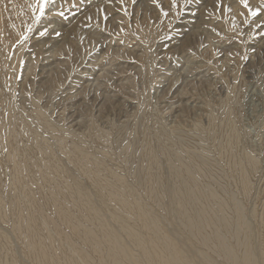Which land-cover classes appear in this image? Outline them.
I'll return each instance as SVG.
<instances>
[{"label":"bare ground","instance_id":"bare-ground-1","mask_svg":"<svg viewBox=\"0 0 264 264\" xmlns=\"http://www.w3.org/2000/svg\"><path fill=\"white\" fill-rule=\"evenodd\" d=\"M69 1L41 22L44 36L60 33L58 40L37 44L44 36H32L40 23L36 0H0V264L263 263L264 249L256 253L252 225L230 192L234 187L248 202L260 167L243 151L235 126L210 120L209 131L219 137L211 142L213 155L193 135L169 128L164 110L149 113L156 83L169 81V92L180 80L176 74L158 81V70L148 79L166 47L150 30L159 16L149 17L143 0L134 28L114 5L66 18L75 3ZM100 10L107 25L104 17L98 22ZM89 22L116 29L127 45L100 51L93 61V49L107 39ZM110 53L127 63L104 62ZM126 70L132 75L123 79Z\"/></svg>","mask_w":264,"mask_h":264},{"label":"rangeland","instance_id":"rangeland-1","mask_svg":"<svg viewBox=\"0 0 264 264\" xmlns=\"http://www.w3.org/2000/svg\"><path fill=\"white\" fill-rule=\"evenodd\" d=\"M72 1H74L75 3L70 5L69 6L70 9H67L65 11L67 13L66 18H69L70 16L76 17L80 12L81 14H83L85 12L84 10L85 8L86 9L88 8L87 10H90L94 6L97 7L104 5L103 9L106 8L107 10L109 7L114 5V8H116L115 9L116 16L118 15L126 16L129 20L131 27L134 28L133 23L134 20L136 19L135 16L136 11L137 9H139L138 6H140L143 0H72ZM69 2H70L69 0H53V2L48 5L45 15L41 18L40 23H38V27L34 30L32 36L34 35L33 37H37L43 31L40 28L45 24L41 22L46 18L47 12L53 11V9L59 10V8H57L58 6L68 5ZM144 2L149 6L148 7L149 17L154 15L159 16V21L155 26H151L150 30H152L153 28V30L155 31L154 32L155 34L154 33L153 34L159 35L157 37L159 46L166 45L167 47V48L164 47L158 51V54L160 53L161 55L159 54V57L157 55L155 67L153 70L151 69V73L148 75L149 76L148 79L151 80L154 78L155 70H158L156 71V75L159 77L158 81H160V79H165V78L166 79L169 78V80H171L175 77L173 75L180 74V80L178 81L179 83L177 82L176 85H174V88H172V90H170L169 92L167 90L168 86H166L169 84V81H165V82L162 81L156 83L155 88L153 90L154 92H152V101L150 104L151 107H149L148 109L150 111L149 113L154 116L155 113L157 115L162 113L164 110L165 115L164 114L163 115L165 117H167L168 114H170L169 115L170 119L167 118V125L169 128L174 126L175 124L176 125L175 129L183 130L189 136L193 135L194 137L192 136V138L197 140L199 143H201L199 149H201L205 153H210L213 155H216L217 152L211 142L214 140V138L218 139L219 137L216 136L217 133L215 132L216 130L209 131L210 120H214L216 125L220 127L222 125V122L224 124L230 121L235 126L238 135L240 134L239 137L241 136L240 142L242 149L244 148L243 151H246L248 154L253 156L256 159V161L259 162L258 164L260 167L257 177L254 180V193H253L254 196L248 200L249 203L245 201V199L240 195V193L234 187L230 188L232 189L230 190V192H232L231 194H233V197L235 198L236 202L237 201L239 202L238 203L239 206L241 207L243 205V208L241 209H243V215H245L244 218L247 224L249 225V227L252 225V227H250L251 229L250 231L252 233L251 234L252 236L254 234L252 240H253V245L256 246V247L254 246V248L255 249L257 248L255 251L256 253L257 252L260 253L264 249V247H261L264 245V216H263L264 204L261 205L262 203H264L263 201L264 200V191H263L264 164L262 163L264 161V125H263L264 124V0H256V1L248 0L249 5L253 10L257 8L261 10V14L256 17H253L250 14V12L244 8V6L240 3V0H191V2H187V0H176L175 3H173V0H160V1L144 0ZM77 3H79V5L81 6H78ZM79 8H81V10ZM144 12H145L144 10H141L139 12V16L137 18L139 21L144 20L143 19ZM96 15L99 20L98 22L104 19V18L102 19V17H105L104 12L101 10L97 12ZM54 20H58V19L55 18ZM109 20L110 19L107 20L104 19L103 20L104 22L102 21V23L104 24L106 22L105 24L107 25V22ZM118 22L119 24L121 23L120 21ZM89 23L91 24L92 28L93 27L97 28L96 32H99V30H101V33H104L103 35L107 39L105 40L106 42H104V46H101L102 43H100L97 44L96 49L95 48L93 49L92 54L96 56V58L93 59V61L96 62L97 59L100 60L103 57V54L100 51L104 52L107 49L113 50L116 47V44L118 43L119 45H127V43L124 42V39H122V36L116 34L117 32L116 29L114 31H111L110 27L107 26L99 27L93 25V23L91 22ZM84 26L86 27L88 26V24L87 25L85 24ZM62 27L63 25H61V28ZM67 27L68 25L67 26L64 25L63 28H67ZM165 27L168 32H172V33L162 34V31L165 29ZM91 34L97 39L98 38L102 39L100 35H98V33L92 32ZM58 38L56 37V35L53 34L51 36L50 35L44 36L38 39L39 42H37V44L42 41L49 42L56 39L58 40ZM111 40L113 41V43H111ZM193 44H196L197 46ZM223 45L225 46L223 47ZM86 47L88 46L86 45ZM194 47H196V51L193 50ZM82 49H83V53H85L86 51L83 45H82ZM107 60L109 62H111L112 60L113 61L117 60V61H121V63H127L125 62L127 61V59L124 58L118 59V57H116L115 54L113 53H110L106 57L104 62H106ZM132 63L133 62H131V66L134 65V63L133 65ZM164 63H165L164 68H162ZM198 66L199 69L198 68L196 69V67ZM200 66H203V68L202 67L200 68ZM108 67L109 66H107L106 68ZM184 71H188L190 75L188 74V76L182 79V76L184 75ZM125 72L126 73H124L123 76H121L123 79L124 78L127 79V77H131L132 73L130 71L126 70ZM115 81L116 83H120V80H118V78ZM104 82L105 81H103V83ZM180 88H182L183 90ZM189 89L191 90V93ZM180 92L183 94V96H181ZM192 92H194V94L196 95H194ZM200 92L202 95L200 94ZM205 98L207 101L205 100ZM207 102H209V104ZM130 105L131 106L129 112L130 114L131 113L134 114L133 112L135 110L134 107H137V104L131 103ZM191 109H193V111ZM195 110H197V112H195ZM203 114L205 115V117L203 116ZM210 114L211 117L209 119L208 116H210ZM230 114H232V116ZM164 116L163 118H165ZM192 117L194 119H192ZM177 118L180 119L181 121L178 122ZM186 119H188L189 122ZM180 126L183 128H181ZM240 130L242 134L240 133ZM210 136H212L213 139ZM206 149L210 151L208 152V150ZM253 150L255 151V154ZM251 151L253 153H251ZM116 153L119 154L120 151L118 150V152ZM258 179H260V182ZM258 182L262 184H258ZM251 202H253L252 205ZM255 205L257 209L255 208ZM245 208H247V210ZM249 214L251 215V217ZM257 214L260 215L261 218H259ZM173 217L174 216L170 215V219L174 220L173 225H175V227L173 226V229L174 228L177 229L179 223L175 221L177 220L176 217L174 219ZM259 244H261V246ZM261 263L262 261H260V264Z\"/></svg>","mask_w":264,"mask_h":264},{"label":"snow or ice","instance_id":"snow-or-ice-1","mask_svg":"<svg viewBox=\"0 0 264 264\" xmlns=\"http://www.w3.org/2000/svg\"><path fill=\"white\" fill-rule=\"evenodd\" d=\"M52 2H53V0H36V8H34V11H38V15H36V17H35L36 21L41 20V18L46 13V9H47L48 5ZM175 2H176V0H173V3H175ZM187 2H191V0H187ZM240 3L244 6L245 9H247L250 12V14L253 17L259 16L261 14V10L259 8L253 10L250 7L248 0H240ZM165 14H167V13H165ZM59 15L61 17H63L64 13L60 12ZM104 19L105 20L108 19L107 15H105ZM28 31L31 32L32 29L29 28ZM46 34H47V29H45L43 32L40 33L41 36H44ZM56 35L59 36L60 33H56ZM24 39H28V37L25 36Z\"/></svg>","mask_w":264,"mask_h":264}]
</instances>
